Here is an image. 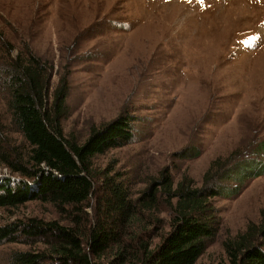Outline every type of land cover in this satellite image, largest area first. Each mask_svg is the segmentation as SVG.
<instances>
[{
  "label": "rangeland",
  "instance_id": "rangeland-1",
  "mask_svg": "<svg viewBox=\"0 0 264 264\" xmlns=\"http://www.w3.org/2000/svg\"><path fill=\"white\" fill-rule=\"evenodd\" d=\"M263 26L264 0H0V79L15 59H40L51 71V102L67 79L66 136L84 141L94 127L135 118L133 142L98 156L99 171L113 167L135 193L167 168L176 184L189 177L201 188L216 161L223 168L213 174L223 176L236 162L264 161ZM7 100L0 82V134L23 150ZM184 150L200 154L179 157ZM4 177L20 179L0 162ZM241 186L212 200L222 226L198 264L226 260L225 240L260 221L264 175ZM31 218L60 219L39 201L0 208V226ZM29 249L0 245V264Z\"/></svg>",
  "mask_w": 264,
  "mask_h": 264
},
{
  "label": "trees",
  "instance_id": "trees-1",
  "mask_svg": "<svg viewBox=\"0 0 264 264\" xmlns=\"http://www.w3.org/2000/svg\"><path fill=\"white\" fill-rule=\"evenodd\" d=\"M4 74L0 82L8 93L10 124L24 148L11 146L0 134V162L20 178H0V208L39 201L53 206L60 218L0 226V245L30 248L13 252L11 264H198L222 226L212 200L238 195L245 180L264 175L260 159L236 162L238 170L230 175L228 168L229 176L220 173L223 164L216 161L201 188L189 177L176 184L167 168L135 193L125 175L113 167L99 171L94 163L133 142L134 117L124 114L94 127L79 141L66 136L62 125L68 115L67 79L54 90L51 102V71L40 59L17 58ZM199 154L184 150L177 155ZM215 166L220 171L213 174ZM226 178L237 185L225 187L221 182ZM260 216L258 223L250 222L225 240L226 260L218 264H264V209Z\"/></svg>",
  "mask_w": 264,
  "mask_h": 264
},
{
  "label": "bare ground",
  "instance_id": "bare-ground-1",
  "mask_svg": "<svg viewBox=\"0 0 264 264\" xmlns=\"http://www.w3.org/2000/svg\"><path fill=\"white\" fill-rule=\"evenodd\" d=\"M235 7H237V6H235ZM246 9V8H245ZM248 10V9H247Z\"/></svg>",
  "mask_w": 264,
  "mask_h": 264
}]
</instances>
